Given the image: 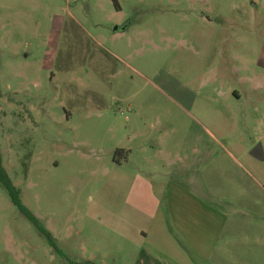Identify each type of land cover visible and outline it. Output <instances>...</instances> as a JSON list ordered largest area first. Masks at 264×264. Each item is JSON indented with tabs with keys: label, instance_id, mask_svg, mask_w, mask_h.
Listing matches in <instances>:
<instances>
[{
	"label": "rangeland",
	"instance_id": "1",
	"mask_svg": "<svg viewBox=\"0 0 264 264\" xmlns=\"http://www.w3.org/2000/svg\"><path fill=\"white\" fill-rule=\"evenodd\" d=\"M117 1L0 0V150L58 248L0 187V264H232L222 237H264V0Z\"/></svg>",
	"mask_w": 264,
	"mask_h": 264
},
{
	"label": "crops",
	"instance_id": "2",
	"mask_svg": "<svg viewBox=\"0 0 264 264\" xmlns=\"http://www.w3.org/2000/svg\"><path fill=\"white\" fill-rule=\"evenodd\" d=\"M147 150L146 147H143V152ZM152 151V150H151ZM203 151V150H202ZM199 153V151H196ZM132 156H133V151L128 148V147H118L115 152V156L113 158V163L116 167L119 169H124L129 167L132 163ZM227 158H231L233 162L239 163L237 158L231 154L228 153ZM166 159V157H165ZM164 159V161H165ZM166 162V161H165ZM174 162L175 165H177L178 168H181L182 170H185V172H189L190 170V162H189V157L182 158L178 157ZM141 163L140 165H136L134 163V167L138 169L140 173H144V167L148 168H156V161L154 159H150V157H145L144 159L141 158ZM171 163V162H169ZM168 163V164H169ZM169 188V186H168ZM178 192L181 197V200L178 204H171V211L172 209H180L181 211L183 210V197H184V191L183 187L181 188L178 185ZM172 218L174 221L179 223V226H184V218L182 217H173ZM170 220V219H169ZM171 220V221H173ZM181 234L183 231V228L180 229ZM141 237H139L140 240L142 241H147L150 240V237H148L147 232L141 231L140 232ZM221 237V236H220ZM218 237V238H220ZM223 238V237H222ZM222 238L219 240L220 242H233V244H230L231 246V253H232V264H264V237H251L250 235L248 237H226V240H222ZM235 244V246H234ZM241 249L242 253H239V250L237 251V248ZM193 248V246H192ZM194 249V248H193ZM199 250V248H197ZM196 250V251H197ZM224 253H226L225 250L221 247V249ZM237 251V253H236ZM198 252V251H197ZM199 253V252H198ZM149 254V253H148ZM151 254V253H150ZM149 254V255H150ZM200 255H205L203 253H199ZM235 255V256H234ZM216 258V264H228L226 261H224L223 258L220 256H215Z\"/></svg>",
	"mask_w": 264,
	"mask_h": 264
},
{
	"label": "trees",
	"instance_id": "3",
	"mask_svg": "<svg viewBox=\"0 0 264 264\" xmlns=\"http://www.w3.org/2000/svg\"><path fill=\"white\" fill-rule=\"evenodd\" d=\"M114 5L120 10L117 0H112ZM0 187H2L8 194L12 204L16 207L18 212L28 220L32 226L37 230V232L45 237L49 245L58 252V248L55 243V239L52 234L42 225L40 220L31 213L23 204L21 198V191L12 182L7 170L4 167L3 155L0 150Z\"/></svg>",
	"mask_w": 264,
	"mask_h": 264
},
{
	"label": "water",
	"instance_id": "4",
	"mask_svg": "<svg viewBox=\"0 0 264 264\" xmlns=\"http://www.w3.org/2000/svg\"><path fill=\"white\" fill-rule=\"evenodd\" d=\"M251 156L259 161H264V154L261 145H259L252 151Z\"/></svg>",
	"mask_w": 264,
	"mask_h": 264
},
{
	"label": "flooded vegetation",
	"instance_id": "5",
	"mask_svg": "<svg viewBox=\"0 0 264 264\" xmlns=\"http://www.w3.org/2000/svg\"><path fill=\"white\" fill-rule=\"evenodd\" d=\"M116 29H117V30H119V29H124V25L116 26Z\"/></svg>",
	"mask_w": 264,
	"mask_h": 264
}]
</instances>
